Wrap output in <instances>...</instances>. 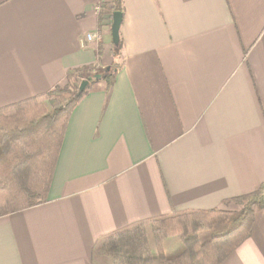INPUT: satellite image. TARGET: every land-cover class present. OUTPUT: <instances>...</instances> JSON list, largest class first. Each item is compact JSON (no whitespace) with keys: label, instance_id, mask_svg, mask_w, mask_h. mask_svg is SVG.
Masks as SVG:
<instances>
[{"label":"crops","instance_id":"crops-1","mask_svg":"<svg viewBox=\"0 0 264 264\" xmlns=\"http://www.w3.org/2000/svg\"><path fill=\"white\" fill-rule=\"evenodd\" d=\"M101 2L0 0V108L92 79L46 200L0 215V264H112L106 236L264 184V0H122L118 55ZM219 264H264V207Z\"/></svg>","mask_w":264,"mask_h":264},{"label":"trees","instance_id":"trees-1","mask_svg":"<svg viewBox=\"0 0 264 264\" xmlns=\"http://www.w3.org/2000/svg\"><path fill=\"white\" fill-rule=\"evenodd\" d=\"M101 3L102 7L107 6L104 0ZM114 11L122 14V0L110 1L111 16ZM120 48L119 42L113 47V54L118 55ZM116 68L113 64L105 71L108 86ZM91 81L78 96L75 94L79 81L67 82L0 108V215L46 200L69 114ZM21 171L25 172L22 183L18 181ZM230 201L237 210L186 211L151 220L156 256L163 264H176L184 257L189 264H219L250 236L254 209L264 207V184ZM140 224L106 236L100 253L109 257L112 264H153L154 255ZM206 229L210 230V237L199 242V232ZM172 236L180 239L183 249L174 257H166L162 241Z\"/></svg>","mask_w":264,"mask_h":264},{"label":"rangeland","instance_id":"rangeland-1","mask_svg":"<svg viewBox=\"0 0 264 264\" xmlns=\"http://www.w3.org/2000/svg\"><path fill=\"white\" fill-rule=\"evenodd\" d=\"M110 1H112V0H110ZM106 8L110 12V2L107 3ZM18 175H19L18 181L20 183H22L23 180H24L25 172L24 171H21ZM140 225H141V227L143 229V232L145 233L144 235H145V237L147 239V245H148L149 249L151 250L152 254L154 255L153 263L154 264H163L161 262V260L156 256L157 255L156 242H155V238H154V235H153V230L151 228V223L149 222V223H146V224L144 223V224H140ZM135 226L136 225L132 226L131 228H133ZM209 233H210V230H208V229L202 230L201 232H199V238H198L199 239V242H203L209 236ZM172 237L173 238H170L169 241H168V243H167V249L170 252L169 254H174V253H177V252L180 253L182 251V249H183V244H182V242L180 241V239L178 237H176V236H172ZM104 239H102L101 242H100V244L98 245L97 252H99V253H100L99 249L102 247V243H103ZM163 241H162V249H163V252H164V244H163ZM179 241L181 242V246H182L181 249H179L180 248ZM101 255L102 256H106L104 254H101ZM107 258L110 259L109 257H107ZM184 258H182L180 260L181 262L179 261V263L177 261L176 264H189V262H188L187 259L183 260Z\"/></svg>","mask_w":264,"mask_h":264},{"label":"water","instance_id":"water-1","mask_svg":"<svg viewBox=\"0 0 264 264\" xmlns=\"http://www.w3.org/2000/svg\"><path fill=\"white\" fill-rule=\"evenodd\" d=\"M121 20H122L121 12L114 11L111 16V24H110L111 42L114 46H117L119 44V29L121 25ZM96 76L99 77L100 74H97ZM88 82H89L88 78L82 79L79 82L75 96H78L84 90Z\"/></svg>","mask_w":264,"mask_h":264},{"label":"built area","instance_id":"built-area-1","mask_svg":"<svg viewBox=\"0 0 264 264\" xmlns=\"http://www.w3.org/2000/svg\"><path fill=\"white\" fill-rule=\"evenodd\" d=\"M87 38L89 39L90 38V35H87Z\"/></svg>","mask_w":264,"mask_h":264}]
</instances>
